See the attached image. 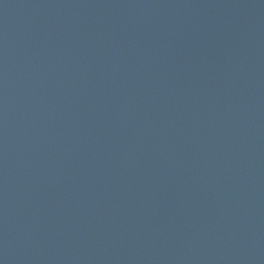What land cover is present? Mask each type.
Segmentation results:
<instances>
[{
  "label": "water",
  "instance_id": "water-1",
  "mask_svg": "<svg viewBox=\"0 0 264 264\" xmlns=\"http://www.w3.org/2000/svg\"><path fill=\"white\" fill-rule=\"evenodd\" d=\"M0 264H264V0H0Z\"/></svg>",
  "mask_w": 264,
  "mask_h": 264
}]
</instances>
